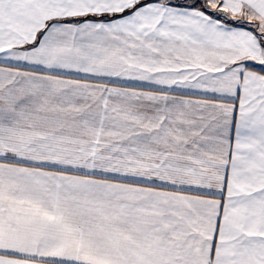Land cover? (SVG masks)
Masks as SVG:
<instances>
[{"label":"snow or ice","instance_id":"6c2138e0","mask_svg":"<svg viewBox=\"0 0 264 264\" xmlns=\"http://www.w3.org/2000/svg\"><path fill=\"white\" fill-rule=\"evenodd\" d=\"M0 264H264V0H0Z\"/></svg>","mask_w":264,"mask_h":264}]
</instances>
